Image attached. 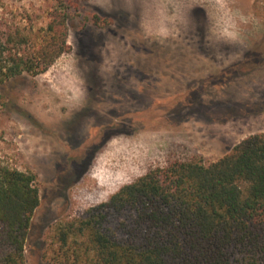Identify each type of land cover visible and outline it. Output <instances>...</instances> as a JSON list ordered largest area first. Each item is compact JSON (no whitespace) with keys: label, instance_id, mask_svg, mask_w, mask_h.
<instances>
[{"label":"rangeland","instance_id":"1","mask_svg":"<svg viewBox=\"0 0 264 264\" xmlns=\"http://www.w3.org/2000/svg\"><path fill=\"white\" fill-rule=\"evenodd\" d=\"M47 11L0 0L35 32ZM69 28L71 52L1 88L0 160L38 175L27 264H51L58 223L149 169L264 132V0H83Z\"/></svg>","mask_w":264,"mask_h":264},{"label":"trees","instance_id":"2","mask_svg":"<svg viewBox=\"0 0 264 264\" xmlns=\"http://www.w3.org/2000/svg\"><path fill=\"white\" fill-rule=\"evenodd\" d=\"M46 1L48 23L36 32L0 16V102L6 81L72 51L69 21L83 0ZM39 204L38 175L0 160V264H27ZM52 238L51 264H264V132L215 161L153 167L58 223Z\"/></svg>","mask_w":264,"mask_h":264}]
</instances>
